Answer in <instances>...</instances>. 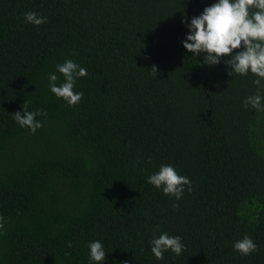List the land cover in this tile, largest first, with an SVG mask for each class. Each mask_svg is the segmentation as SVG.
Returning a JSON list of instances; mask_svg holds the SVG:
<instances>
[{
	"label": "trees",
	"instance_id": "obj_1",
	"mask_svg": "<svg viewBox=\"0 0 264 264\" xmlns=\"http://www.w3.org/2000/svg\"><path fill=\"white\" fill-rule=\"evenodd\" d=\"M214 2L0 0V264H89L92 240L105 264H264V112L243 105L255 76L182 44ZM66 59L88 72L75 106L48 86ZM23 103L46 110L35 132L13 119ZM161 164L191 181L178 201L147 181ZM162 231L180 255L152 254ZM245 234L247 256L232 246Z\"/></svg>",
	"mask_w": 264,
	"mask_h": 264
},
{
	"label": "clouds",
	"instance_id": "obj_2",
	"mask_svg": "<svg viewBox=\"0 0 264 264\" xmlns=\"http://www.w3.org/2000/svg\"><path fill=\"white\" fill-rule=\"evenodd\" d=\"M27 23L41 25L47 18L35 11L24 13ZM188 32L182 41L183 47L192 56H202L200 63L215 66L223 62L228 75L255 76L252 83L256 91L243 100L245 108L251 106L257 112H264V0H215L203 11L186 21ZM157 75V67L150 70ZM59 72L63 81L57 83ZM56 72L48 74V86L57 97L68 105L78 104L84 93L76 91V82L88 74L87 69L72 59H66L56 65ZM15 122L22 128L35 132L42 127L37 116H46V110L38 108L29 110L23 103L21 110L12 114ZM148 183L162 190L165 195L177 201L184 195L185 185L191 191V181L187 176L180 175L172 164H161L158 171L147 177ZM173 207H178L174 204ZM4 218L0 216V229L4 228ZM150 250L157 259H162L166 251L180 255L185 249L183 239L179 235H170L166 231L159 235L153 234L149 240ZM71 247V242H69ZM233 249L241 255H250L258 251V244L245 234L233 242ZM89 264H105L107 254L100 240H92L87 245ZM127 264V262H126Z\"/></svg>",
	"mask_w": 264,
	"mask_h": 264
}]
</instances>
